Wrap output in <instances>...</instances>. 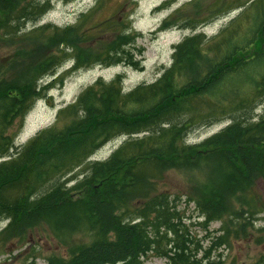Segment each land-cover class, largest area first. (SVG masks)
I'll return each instance as SVG.
<instances>
[{"label":"trees","instance_id":"16d2710c","mask_svg":"<svg viewBox=\"0 0 264 264\" xmlns=\"http://www.w3.org/2000/svg\"><path fill=\"white\" fill-rule=\"evenodd\" d=\"M49 7L38 0H0V40L17 36ZM251 7L257 16L240 48L233 46L239 17L210 38L204 32L189 35L174 46L172 64L155 81L124 92V74L109 81L100 77L59 109L51 125L16 147L17 132L10 131L53 85L40 88L41 77L67 60L73 65L56 78L59 83L95 66L137 67L144 53L136 44L140 34L129 22L115 20L120 16L91 23L99 5L73 24L46 23L25 35L37 42L33 73L10 86L0 84V219L8 220L0 251L44 225L63 242L87 237L51 264H145L149 256L168 264H203L200 240L180 209L182 196L163 187L171 170L205 172L206 180L191 186L186 202L196 206L206 229L223 222L226 233L212 239L215 246L228 243L233 227L245 228L241 215L254 222L264 211L256 190L264 181V113L255 114L264 102V72L245 92L235 81L250 62H264V0H191L159 31L196 30ZM224 120L229 123L219 132L187 142L191 132ZM122 137L108 158L91 160Z\"/></svg>","mask_w":264,"mask_h":264},{"label":"rangeland","instance_id":"374dc122","mask_svg":"<svg viewBox=\"0 0 264 264\" xmlns=\"http://www.w3.org/2000/svg\"><path fill=\"white\" fill-rule=\"evenodd\" d=\"M50 2L46 14L38 20L27 21L17 36L12 35L7 40H0V84L12 85L22 77L33 73L30 59L36 57L34 50L37 48L35 40H26L25 35L31 33L35 27L46 23L64 27L77 21L80 14L99 5V11L94 16V22H102L111 18L126 24H132L133 29L139 33L136 40L137 48L144 50L143 57L137 56L140 61L137 67L117 65L110 67L95 66L91 69H82L70 75L64 83L57 82L56 78L62 75L72 64V60L65 61L54 69L51 74L45 75L39 80V87L52 83L45 96L38 99L27 116L20 122L17 121L10 133L17 132L18 145L29 141L40 130L52 124L59 109L73 102L88 85L98 78L113 79L117 74H124L125 88L127 90L144 82L155 81L163 69L170 66L173 60V47L185 37L204 32L208 38L227 27L229 23L236 21L241 28L235 31L236 40L234 47L245 45V38L250 34V27L254 26V18L257 9L254 7L246 10H233L213 19L209 24L196 30L190 28L173 27L165 31H159L162 22L179 8L191 0H139L134 4L131 0H38ZM207 1V0H202ZM247 1V0H242ZM264 72V62H250L244 74L238 76L236 87L241 91L251 86L254 77ZM24 77V78H25ZM1 109V108H0ZM264 113V102L260 103L255 111L256 115ZM9 119V118H8ZM8 123V122H7ZM229 120L217 122L211 126L199 128L188 136L191 143L202 142L211 135L219 132L227 126ZM125 138H116L101 147L91 160H104L122 143ZM1 160V159H0ZM206 180L203 170L176 171L171 170L165 176L163 187L169 192L180 194L182 201L180 209L188 220L190 230L201 243L202 252L198 254L203 264H264V211L256 215L255 221L246 220V215L239 218L245 221V228L231 229L227 244L215 246L212 239L226 233L223 230V222L215 221L206 229L199 225L202 218L193 204L186 202L187 192L192 185H197ZM258 198L264 210V181L256 184ZM235 212L240 216V204L235 203ZM8 224V220L0 219V231ZM26 240L12 239L0 251V264H51V260L58 257H68L70 246L76 241L87 240L83 235H76L63 242L53 235L47 226H39L30 231ZM66 244V245H65ZM213 245V247H212ZM206 255L208 258H205ZM145 264H168L165 258L149 256Z\"/></svg>","mask_w":264,"mask_h":264},{"label":"bare ground","instance_id":"6f19581e","mask_svg":"<svg viewBox=\"0 0 264 264\" xmlns=\"http://www.w3.org/2000/svg\"><path fill=\"white\" fill-rule=\"evenodd\" d=\"M47 12V11H46ZM46 14V13H45ZM42 17V16H41ZM173 52H174V47H173Z\"/></svg>","mask_w":264,"mask_h":264}]
</instances>
